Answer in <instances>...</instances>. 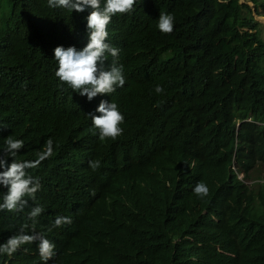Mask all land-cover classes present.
I'll return each instance as SVG.
<instances>
[{
    "label": "trees",
    "instance_id": "trees-1",
    "mask_svg": "<svg viewBox=\"0 0 264 264\" xmlns=\"http://www.w3.org/2000/svg\"><path fill=\"white\" fill-rule=\"evenodd\" d=\"M238 5V0H139L131 13L115 20L123 49L142 55L143 86L127 88L115 100L124 116L123 133L116 140L98 143L101 167L94 172L97 187L114 184V174L133 189L142 187L138 196L145 198L150 212L143 218L122 216L113 231L108 213L105 231L112 240L86 233L87 243L80 252L83 259L79 260L72 257L76 248L72 240L50 235L49 241L55 245L52 264H101L120 240V264L142 257L150 258L149 264H189L187 250L200 258L198 264H215L202 251L213 234L225 238L224 250L234 248L235 264H264V215L238 214L226 192L217 197L226 188L225 166L232 162L236 120L264 121V56L255 53L257 33L250 35L245 30L250 27L248 17L236 10L246 12L247 7ZM176 6L180 8L174 13L173 33L165 35L141 25L157 10ZM84 25L77 13L50 8L47 0H0V93L4 89L17 96L25 91L20 85L22 74L36 68L42 49L45 57L38 66L40 71H52L51 46L82 50ZM3 37L11 42L3 43ZM157 85L164 93L154 91ZM87 109L89 105L76 98L50 108L47 119L63 123L60 135H50L56 149L77 128L76 118ZM252 123L241 125V142L252 138ZM248 146L241 148L247 150ZM187 156L194 157L193 165L200 169L198 181L209 189L204 198L194 191L185 201L177 198V186L188 171ZM160 162H165L160 171L164 176L154 178L149 170ZM6 192L0 187V203ZM45 193L46 187H41L36 197L42 199ZM27 208L31 209V202ZM28 212L0 211V244L18 234L11 232L24 224L30 226ZM133 218L138 221L130 224ZM233 230H237L236 245ZM144 238L155 242L154 250L140 249ZM225 260L222 257L220 264H227Z\"/></svg>",
    "mask_w": 264,
    "mask_h": 264
},
{
    "label": "clouds",
    "instance_id": "clouds-1",
    "mask_svg": "<svg viewBox=\"0 0 264 264\" xmlns=\"http://www.w3.org/2000/svg\"><path fill=\"white\" fill-rule=\"evenodd\" d=\"M138 1L47 0L50 8L77 13L85 24L84 47L78 51L75 47L51 46L52 71L38 70L45 57L42 49L36 68L22 74L20 85L25 91L17 96L4 89L0 93V187L7 189L0 211L16 213L27 209L29 212L25 214L31 221L30 226L24 224L20 230L11 232L18 234L0 244V264H52L55 245L48 238L52 234L72 240L76 247L72 257L83 259L80 252L87 243L86 233L106 241L112 240L111 233L105 231V216L108 213L111 231L124 215L142 218L149 215L150 208L145 198L138 196L142 187L133 189L116 174V181L110 187H97L94 172L101 167V162L97 160L98 143L116 140L123 133L121 125L124 116L115 100L122 97L127 88L143 86L145 63L139 60L142 55L123 49L115 24L120 16L131 13ZM263 3L238 0V8L247 7L248 10H236L248 17L250 27L245 30L250 35L257 33L255 53L264 56V47L259 46L264 45ZM179 8L159 9L149 22L141 25L165 35L171 34L176 22L174 13ZM9 42L11 40L3 37V43ZM19 57L24 59L21 53ZM14 65L23 69L17 62ZM35 76L41 79L37 80ZM154 91L162 94L164 88L157 85ZM75 98L89 105V109L84 116L76 118L77 128L56 149L50 135H60L63 123L49 121L48 111L52 106L57 107ZM245 122H253L255 129L252 138L241 142L240 127ZM235 127L232 162L225 166L223 187L226 188L217 197L226 192L227 199L234 202L238 214L243 211L254 217L263 216L264 173H251L257 164L264 162V121L237 119ZM243 145H249L247 150L241 148ZM193 158H184L189 164L188 171L176 191L177 198L182 201L191 191L199 198L209 193L207 185L198 181L200 169L193 165ZM162 163L165 162L155 163L149 170L154 178L158 174L164 176L160 173ZM169 168L173 166L170 164ZM234 184L241 187H233ZM41 187H46L42 199L36 197ZM213 199L215 196L209 202ZM30 202L31 209H28ZM213 219L217 220L216 217ZM135 221L138 220L131 219L130 224ZM206 222L211 223L209 220ZM210 229L215 230V227ZM231 237L236 245L237 230L232 231ZM224 243L225 238L218 234L209 236L202 250L205 258L220 264L225 257V263L235 264L234 248L226 251ZM154 245L152 239L144 238L139 247L154 250ZM198 246L202 248L203 244ZM122 247L123 241L120 240L101 264H120ZM186 258L189 264L200 263L193 250H187ZM149 260L142 257L131 260L130 264H149Z\"/></svg>",
    "mask_w": 264,
    "mask_h": 264
},
{
    "label": "rangeland",
    "instance_id": "rangeland-1",
    "mask_svg": "<svg viewBox=\"0 0 264 264\" xmlns=\"http://www.w3.org/2000/svg\"><path fill=\"white\" fill-rule=\"evenodd\" d=\"M247 121H249V120H247ZM262 173H264V162L261 161L259 164H257L255 166V169H254V171L251 174L252 175H257V174H262Z\"/></svg>",
    "mask_w": 264,
    "mask_h": 264
}]
</instances>
